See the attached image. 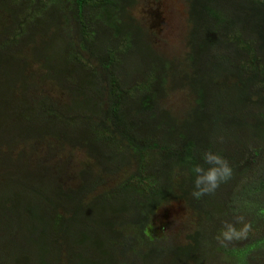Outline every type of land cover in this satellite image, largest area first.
<instances>
[{"label": "trees", "instance_id": "1", "mask_svg": "<svg viewBox=\"0 0 264 264\" xmlns=\"http://www.w3.org/2000/svg\"><path fill=\"white\" fill-rule=\"evenodd\" d=\"M15 1H24L17 16L0 5V184L18 190L13 171L19 159L24 187L14 214L21 221L18 227L33 220L66 224L84 213L87 225L77 233L74 247L68 246L72 259L137 264L129 258L140 256L137 248L148 247L166 259L175 255L178 264H205L203 250L210 241L217 246L214 230L224 227L239 203L248 209L255 199L247 189L228 188L248 171L250 154L256 151L252 143H264V0H184L186 53L181 57L155 48L131 15L137 0ZM51 8L61 12L66 49L75 55H69L68 63L93 80H76L67 62L49 75L47 65L25 51L31 42L22 45L23 55H8L24 40L30 24L38 25L36 19ZM40 37L35 31L32 44ZM130 52L145 57L149 69L142 78L122 77ZM39 83L67 92L68 102L38 97ZM175 95L185 100L178 114L167 106ZM77 151L84 153L87 165L75 167ZM208 151L228 161L232 177L196 199L193 169L209 167L202 159ZM27 188L45 198L41 206L26 202ZM43 188L56 191L42 197ZM176 202L200 219L198 226L178 245L148 237L157 212ZM91 222L95 231L102 229L98 225L110 233L111 253L99 237L92 244L102 260L92 258ZM13 228H0L5 235L0 232V240H13ZM248 237L235 247H242L241 254L231 255L236 264H250L252 254L264 253L263 235Z\"/></svg>", "mask_w": 264, "mask_h": 264}, {"label": "rangeland", "instance_id": "2", "mask_svg": "<svg viewBox=\"0 0 264 264\" xmlns=\"http://www.w3.org/2000/svg\"><path fill=\"white\" fill-rule=\"evenodd\" d=\"M29 1L35 0H26L25 2L30 3ZM20 3H24V1L0 0L1 8L10 10L15 16L20 13ZM47 3L55 2L47 0ZM51 10L42 12L36 19L40 20L38 25L33 23V26V24H30L24 40L20 44L12 46L8 51V55H23L22 45L31 42L25 51L29 53L30 58L38 59L47 65L46 69H48L49 75L56 74L55 70L64 69L66 67L65 62H67V69L73 72L76 80L81 82L93 80L90 74L83 72L82 75L81 72L74 71L73 65L68 63L70 56L73 58L75 55L74 53L69 54L68 51L70 50L66 49L68 43L67 30L63 27L64 23L60 19L61 12ZM186 10L187 7L184 0H137V4L131 10V15L141 22L142 27L148 32L150 40L161 54L181 57L186 53L184 48L185 42L183 40L187 31ZM87 20L89 19L87 18ZM3 30V27L0 26V40L2 39ZM35 31L41 37L37 43L32 44ZM101 38L104 41L108 40V37H104V34H101ZM83 55L81 53V59L82 61H86ZM94 66L95 64L93 63ZM148 69L145 57L136 52H130L125 56L122 63V77L128 80L142 78L147 74ZM33 70H36L35 66ZM56 80L61 82L60 79ZM38 85L40 86L37 92L38 97L48 96L59 104L68 102L69 95L65 91L51 84L39 83ZM82 89L85 93L86 90L83 87ZM79 94H81L80 88L76 92V95ZM87 106L89 107V105ZM167 106L175 114H178L185 108V100L183 97L175 95L169 99ZM251 146L256 151L254 154H250L248 171L245 174L237 175L240 176L236 180L237 183L228 188V191L237 192L240 189H247L249 190V195L252 198L255 197V199H253L252 205L250 204L248 209L245 205L239 203L238 211H235L228 218L227 222L235 224L240 229L243 225L237 224L236 219L242 216L244 221L250 225V230L246 237L254 235L255 232L257 237L261 235L264 237V184L257 189H254L252 186L253 184L259 185L264 183V143H252ZM74 161L75 167L88 164L84 153L81 151L76 152ZM14 165L16 171L13 172L16 173V187L18 190L16 192L12 191L11 184H0V216L5 215L0 218V228L11 229L14 227L11 231V238L13 240L7 237L0 240V263L40 264L41 261H44L45 264H85L75 259V257L72 259V255L68 249L69 245H73L74 247L77 233L82 231L83 226L87 225L84 213L74 215V219L66 224L51 223L45 225L40 223L39 220H33L32 222L27 221L22 224V228L18 227L17 222L21 223V221L18 220L17 216L15 219L14 214L17 213L19 204L22 203V196L20 195H23L21 192L24 187V181L20 177V174H22L23 163L17 159ZM12 176L14 177L13 173ZM55 191V188H51V190L43 188L41 189V195L42 197H51ZM16 194L19 195L16 196ZM24 195L26 202H32L41 206L45 201V198L41 200L39 194L32 188L24 190ZM40 216H43V214L40 213ZM46 218H48V215H46ZM198 220L200 221L181 202L172 203L157 212L146 235L151 239H158L161 243L178 245L180 242L185 241L187 233L193 231L198 226ZM90 227L91 230L88 234L91 240L88 243L93 249L92 258L95 259V256H97V258L102 260L103 256L101 253L95 255V248L97 246H92V244L99 237L103 241L102 248L111 253L110 233L98 225H96V228L102 229L95 231L94 222H91ZM2 230L0 231L1 235L5 236ZM220 231L214 230L215 237ZM13 232L15 233L14 235L12 234ZM245 239L234 240L228 243L227 246L221 245L215 239L220 249L219 253H217L216 244L210 241L208 247L203 250L201 259L205 261V264H212L213 262H216V264H236L235 258H232L231 255L232 253L241 254L242 247H235L244 243ZM136 251L140 256L136 258L130 257L129 259H134L137 264H163L168 261H170V264H178L177 257L171 253H169V259H166L163 258L162 253L158 255L153 250L151 253L148 247H139ZM248 261L250 264H264V253L252 254L251 259Z\"/></svg>", "mask_w": 264, "mask_h": 264}, {"label": "clouds", "instance_id": "3", "mask_svg": "<svg viewBox=\"0 0 264 264\" xmlns=\"http://www.w3.org/2000/svg\"><path fill=\"white\" fill-rule=\"evenodd\" d=\"M202 159L209 167L197 165L193 169L195 179L192 196L196 199L214 193L221 183L227 182L232 177V168L221 155L208 151L203 154ZM236 223L242 224L243 227L238 229L233 223H224V227L215 237L218 243L227 246L234 240L246 238L250 225L244 221L242 216L236 219Z\"/></svg>", "mask_w": 264, "mask_h": 264}, {"label": "bare ground", "instance_id": "4", "mask_svg": "<svg viewBox=\"0 0 264 264\" xmlns=\"http://www.w3.org/2000/svg\"><path fill=\"white\" fill-rule=\"evenodd\" d=\"M67 93V92H66ZM80 111V110H79ZM87 111V110H86ZM92 123V122H91ZM79 125V124H78ZM84 125V124H83ZM92 126V125H91ZM61 129V128H60ZM64 130V129H63ZM88 133V132H87ZM91 134V133H90ZM90 137V136H89ZM161 138V137H160ZM73 139V138H72ZM158 140V139H157ZM133 162V161H132ZM134 163V162H133ZM149 169V168H148ZM153 170V169H152ZM152 172V171H151ZM194 180V179H193ZM165 186V185H164Z\"/></svg>", "mask_w": 264, "mask_h": 264}]
</instances>
